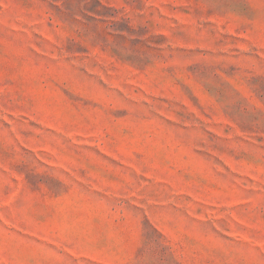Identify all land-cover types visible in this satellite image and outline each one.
Returning a JSON list of instances; mask_svg holds the SVG:
<instances>
[{
    "label": "rangeland",
    "instance_id": "374dc122",
    "mask_svg": "<svg viewBox=\"0 0 264 264\" xmlns=\"http://www.w3.org/2000/svg\"><path fill=\"white\" fill-rule=\"evenodd\" d=\"M0 264H264V0H0Z\"/></svg>",
    "mask_w": 264,
    "mask_h": 264
}]
</instances>
